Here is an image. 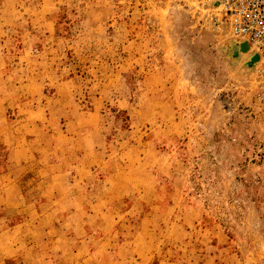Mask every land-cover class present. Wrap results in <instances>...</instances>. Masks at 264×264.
Returning <instances> with one entry per match:
<instances>
[{
	"label": "rangeland",
	"instance_id": "obj_1",
	"mask_svg": "<svg viewBox=\"0 0 264 264\" xmlns=\"http://www.w3.org/2000/svg\"><path fill=\"white\" fill-rule=\"evenodd\" d=\"M237 43L201 0H0V242L264 264V96Z\"/></svg>",
	"mask_w": 264,
	"mask_h": 264
},
{
	"label": "built area",
	"instance_id": "obj_2",
	"mask_svg": "<svg viewBox=\"0 0 264 264\" xmlns=\"http://www.w3.org/2000/svg\"><path fill=\"white\" fill-rule=\"evenodd\" d=\"M223 17L228 31L258 54L257 78L264 96V0H201Z\"/></svg>",
	"mask_w": 264,
	"mask_h": 264
},
{
	"label": "crops",
	"instance_id": "obj_3",
	"mask_svg": "<svg viewBox=\"0 0 264 264\" xmlns=\"http://www.w3.org/2000/svg\"><path fill=\"white\" fill-rule=\"evenodd\" d=\"M25 186H22L24 188ZM33 188V185L31 186ZM64 187H70L65 185ZM35 247V248H34ZM49 247L45 246V243H42L41 245H30L28 243H25L24 245L19 246H12L11 244L7 245L6 243L0 242V264H9L11 263L15 264H34L33 260L28 263V255L27 258L24 255H21V253H17L19 251L17 250H24L31 254V256H36V262L37 264H56L53 262V256L48 257L45 255L46 251ZM9 252H12V254L9 255ZM27 253V254H28Z\"/></svg>",
	"mask_w": 264,
	"mask_h": 264
},
{
	"label": "water",
	"instance_id": "obj_4",
	"mask_svg": "<svg viewBox=\"0 0 264 264\" xmlns=\"http://www.w3.org/2000/svg\"><path fill=\"white\" fill-rule=\"evenodd\" d=\"M240 49H241V51H247L248 50V44L246 42L240 43ZM235 55H236V53H235ZM258 59H259L258 54L254 53V54H252L250 61L247 64L252 65L253 63H257Z\"/></svg>",
	"mask_w": 264,
	"mask_h": 264
},
{
	"label": "bare ground",
	"instance_id": "obj_5",
	"mask_svg": "<svg viewBox=\"0 0 264 264\" xmlns=\"http://www.w3.org/2000/svg\"><path fill=\"white\" fill-rule=\"evenodd\" d=\"M235 40H236V39H235ZM236 42H238L237 45H238V48H239V47H240V42L237 41V40H236ZM239 51H241L240 48H239V50H238V49H235V50L232 49L233 54L235 55V53H236V56H239ZM241 52H244V53L248 54L249 59H250L251 56H252V53L250 52V48H249V46H248V50H247V51H241ZM244 53H243V54H244ZM246 63H248V61H247ZM254 64H256V63H253V65H254Z\"/></svg>",
	"mask_w": 264,
	"mask_h": 264
}]
</instances>
